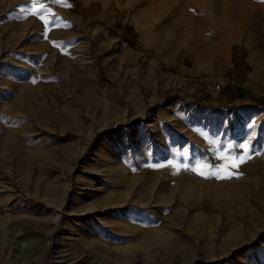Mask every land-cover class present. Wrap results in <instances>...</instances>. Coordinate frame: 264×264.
Instances as JSON below:
<instances>
[{"label": "rangeland", "instance_id": "1", "mask_svg": "<svg viewBox=\"0 0 264 264\" xmlns=\"http://www.w3.org/2000/svg\"><path fill=\"white\" fill-rule=\"evenodd\" d=\"M231 13L0 0V264H264L262 127L247 165L214 167L198 142ZM50 227L36 258L11 252L14 230L38 246Z\"/></svg>", "mask_w": 264, "mask_h": 264}, {"label": "crops", "instance_id": "2", "mask_svg": "<svg viewBox=\"0 0 264 264\" xmlns=\"http://www.w3.org/2000/svg\"><path fill=\"white\" fill-rule=\"evenodd\" d=\"M225 27L224 48L213 47L210 69L234 83L219 93H203L195 111L198 142L212 151L206 154L214 167L232 165L235 157L243 159L238 166L251 163L253 127L264 131V0H232Z\"/></svg>", "mask_w": 264, "mask_h": 264}, {"label": "bare ground", "instance_id": "3", "mask_svg": "<svg viewBox=\"0 0 264 264\" xmlns=\"http://www.w3.org/2000/svg\"><path fill=\"white\" fill-rule=\"evenodd\" d=\"M132 96L134 97V101L138 102L140 99L135 96L134 93H132ZM128 108L124 107L123 111L121 113V117L125 116L127 114ZM54 231V227H50L46 230L43 231L42 233V243L39 244L38 246H33V245H29L28 243H26L22 237H20L22 235V232L20 229L18 230H14L13 232V238L15 239V244L12 247V251L13 254L17 257L20 254H26L29 253L30 259L32 258H36L37 256H39L44 249L46 248V245L49 243L50 241V235L52 234V232ZM13 239V240H14ZM39 241V240H38ZM37 243V242H36ZM2 248V245L0 244V249ZM56 256H60L59 254H56ZM61 257V256H60ZM59 260H63V258H59ZM97 261V260H96ZM21 264V263H18Z\"/></svg>", "mask_w": 264, "mask_h": 264}, {"label": "built area", "instance_id": "4", "mask_svg": "<svg viewBox=\"0 0 264 264\" xmlns=\"http://www.w3.org/2000/svg\"><path fill=\"white\" fill-rule=\"evenodd\" d=\"M234 80L229 76H217L208 74L203 78V84L206 91L211 93H218L233 84Z\"/></svg>", "mask_w": 264, "mask_h": 264}, {"label": "snow or ice", "instance_id": "5", "mask_svg": "<svg viewBox=\"0 0 264 264\" xmlns=\"http://www.w3.org/2000/svg\"><path fill=\"white\" fill-rule=\"evenodd\" d=\"M243 162V159L241 157H235L233 158V164L232 166L233 167H238L239 163H242ZM220 178V177H218ZM225 178H228L227 176H225Z\"/></svg>", "mask_w": 264, "mask_h": 264}]
</instances>
